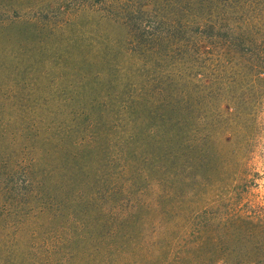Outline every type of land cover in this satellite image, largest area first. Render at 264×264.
<instances>
[{"label": "rangeland", "instance_id": "1", "mask_svg": "<svg viewBox=\"0 0 264 264\" xmlns=\"http://www.w3.org/2000/svg\"><path fill=\"white\" fill-rule=\"evenodd\" d=\"M1 2V18L14 23L0 28V113L42 111L40 100L73 93L75 67L99 63L105 42L130 47L124 26L96 28L86 10L47 14L52 23L38 34H17L35 13L18 23L23 14L8 7L12 0ZM52 2L25 5L49 10ZM201 3L199 25L169 42L168 169L151 176V223L134 228L140 238H105L101 252L52 264H264V0ZM127 53H115L117 79L150 83L151 66ZM9 211L0 208V264H49L67 225L29 206Z\"/></svg>", "mask_w": 264, "mask_h": 264}, {"label": "trees", "instance_id": "2", "mask_svg": "<svg viewBox=\"0 0 264 264\" xmlns=\"http://www.w3.org/2000/svg\"><path fill=\"white\" fill-rule=\"evenodd\" d=\"M50 1L49 10L41 6L35 11L25 0H12L8 7L23 14L18 23L30 13L36 16L30 28H17V34L29 30L38 34L40 27L52 23L47 14L65 17L71 11L86 10L96 28L103 23L124 26L130 46L122 51L120 42L109 40L104 45L107 52L96 51L99 63L92 57L87 58L88 64H77L73 93H83L40 100L42 111L32 114L0 113V208L16 215L29 206L67 225L65 238L48 252L47 262L52 264L63 256L67 261L101 252L105 238L113 242L140 238L142 231L134 228L151 223V176L168 169L165 68L169 42L180 41L188 26L199 25L202 3ZM4 5L0 3V28L6 30L14 22L1 18L7 12ZM114 52L141 56L151 66V82L135 87L117 79L122 69L115 63ZM49 104L53 108L47 110Z\"/></svg>", "mask_w": 264, "mask_h": 264}]
</instances>
